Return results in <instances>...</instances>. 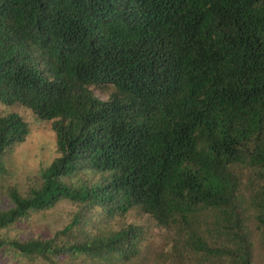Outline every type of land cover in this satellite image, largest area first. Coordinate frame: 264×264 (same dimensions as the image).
I'll return each instance as SVG.
<instances>
[{
  "label": "trees",
  "instance_id": "obj_1",
  "mask_svg": "<svg viewBox=\"0 0 264 264\" xmlns=\"http://www.w3.org/2000/svg\"><path fill=\"white\" fill-rule=\"evenodd\" d=\"M0 105L51 121L58 153L9 184L30 125L0 112V264L264 258V0H0ZM63 202L52 235H10Z\"/></svg>",
  "mask_w": 264,
  "mask_h": 264
},
{
  "label": "rangeland",
  "instance_id": "obj_2",
  "mask_svg": "<svg viewBox=\"0 0 264 264\" xmlns=\"http://www.w3.org/2000/svg\"><path fill=\"white\" fill-rule=\"evenodd\" d=\"M95 95L107 100L108 93L100 86L92 87ZM15 111L20 113L30 125V133L20 144L13 146L6 156L10 169L9 184H15L22 192L40 182L41 172L47 168L58 156L56 149V135L51 121H42L21 105L6 107L0 105V112ZM73 206L67 202L58 204L55 208L32 214L20 226L10 231L11 236L52 235L68 222L69 212ZM146 224L149 227L147 244L150 250L166 248V231L155 226L152 220L129 215L127 222ZM253 264H264V258L259 248L255 250Z\"/></svg>",
  "mask_w": 264,
  "mask_h": 264
}]
</instances>
